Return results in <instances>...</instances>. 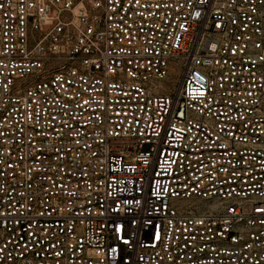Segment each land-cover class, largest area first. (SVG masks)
<instances>
[{
  "label": "built area",
  "instance_id": "built-area-1",
  "mask_svg": "<svg viewBox=\"0 0 264 264\" xmlns=\"http://www.w3.org/2000/svg\"><path fill=\"white\" fill-rule=\"evenodd\" d=\"M0 264H264V0H0Z\"/></svg>",
  "mask_w": 264,
  "mask_h": 264
},
{
  "label": "rangeland",
  "instance_id": "rangeland-1",
  "mask_svg": "<svg viewBox=\"0 0 264 264\" xmlns=\"http://www.w3.org/2000/svg\"><path fill=\"white\" fill-rule=\"evenodd\" d=\"M176 75H178V72L176 70H172V77L173 79L176 78ZM172 81H175V80H172ZM174 83H169V86L171 87Z\"/></svg>",
  "mask_w": 264,
  "mask_h": 264
}]
</instances>
